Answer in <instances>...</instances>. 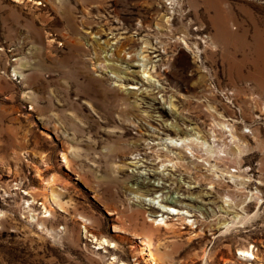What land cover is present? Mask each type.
Returning <instances> with one entry per match:
<instances>
[{"label":"rangeland","instance_id":"374dc122","mask_svg":"<svg viewBox=\"0 0 264 264\" xmlns=\"http://www.w3.org/2000/svg\"><path fill=\"white\" fill-rule=\"evenodd\" d=\"M192 130L225 152L167 147ZM146 238L264 264V0H0V264H149Z\"/></svg>","mask_w":264,"mask_h":264},{"label":"bare ground","instance_id":"6f19581e","mask_svg":"<svg viewBox=\"0 0 264 264\" xmlns=\"http://www.w3.org/2000/svg\"><path fill=\"white\" fill-rule=\"evenodd\" d=\"M15 2H18V0H13ZM37 4H40L39 2H36ZM146 45V44H145ZM142 48H145V46H143ZM262 47L260 45L257 46V54H261L262 52ZM138 56H139V59H140V62L139 65L141 66V70H140V76L141 78L145 81V82H152L153 79H152V76L150 75L151 73V70H153V67L152 65L149 64L147 58L145 55H143V51L140 50V52L138 53ZM154 71V70H153ZM113 77V76H111ZM114 85L115 86H118L120 88H123L124 85L118 81L114 82ZM136 87L135 86H131V88L129 89H135ZM168 107L172 110V111H175L176 108L173 104V100H169L168 101ZM177 114V113H176ZM224 125V124H223ZM223 127V126H222ZM234 135V134H233ZM232 138V142H234V138ZM167 142V147L169 148H172V149H179V150H182V151H185L186 153H188L190 156H192L194 159L196 157V151L194 152V149L193 147L196 145L198 147H201L202 150H203V153H206V157L208 158L209 155H211V153H216V154H220V153H224L225 152V149H224V145H221V150H217V149H220V146L219 147H216V151H215V148L211 145H208V143L203 139L202 135H200L198 132L192 130L191 133L189 134H186L185 136L181 137V138H167L166 140ZM215 145V144H214ZM234 145V148H235V153L237 154V156H239L242 152H243V147L241 144L239 143H235L233 144ZM226 146V145H225ZM227 150V149H226ZM170 152V157L168 159H166L167 161V166L168 167H171L172 169L176 168L179 164L183 163L181 162L182 160V155H180L179 153H175V152H172L171 150L168 151ZM167 152V153H168ZM220 152V153H219ZM203 155V154H201ZM222 156V155H221ZM227 156V155H226ZM225 156V157H226ZM200 157V156H199ZM202 157V156H201ZM206 157L203 158L202 160H204L206 162ZM218 157V156H217ZM65 159V157H63ZM167 158V157H166ZM211 158V157H210ZM209 158V159H210ZM213 158V157H212ZM223 158V157H222ZM197 160V159H196ZM218 160V159H217ZM223 160V159H222ZM225 160V159H224ZM227 160V159H226ZM225 160V161H226ZM208 161V160H207ZM220 161V160H219ZM228 161V160H227ZM161 163V162H160ZM223 164V163H222ZM182 165V164H181ZM164 164L161 165V168L164 169ZM213 167V166H212ZM214 169V168H213ZM222 169V167L220 168ZM223 173V172H222ZM233 175V174H232ZM234 178V177H233ZM136 199H139L140 200V197H137ZM155 200H157V198H150V199H146L145 201H147L148 203H152V204H157L159 206V200L156 201L155 203ZM168 202H172V200H168ZM232 202V200L228 197H226L224 199V204L225 206H229V203ZM231 206V205H230ZM160 207L162 209H166L164 206H161ZM169 208H173L171 209V211L169 212H174V213H177V211L175 210L174 207L172 206H169ZM222 208V207H221ZM180 212V211H179ZM186 213H188L187 211L186 212H182L180 214L182 215H185ZM238 217V219L241 218V216H234L233 219H236ZM185 221L187 220V218L184 219ZM244 220H246L244 218ZM153 222H156V220H152ZM157 224V223H156ZM158 225H160L161 227H166V228H170V227H173L172 224L169 225V223H167L166 221H162V219L160 220V223L158 222ZM194 225V222H191L190 226ZM225 230L226 229H229L230 226H227V224L225 223ZM232 226V225H231ZM193 228V226H192ZM105 242V241H104ZM142 242V245L146 246V249L147 250V255L146 257H148V260L150 261L149 264H156V261H157V257L156 255L152 252V250L150 249L151 248V243H150V240L148 238H146L144 241H141ZM240 255L243 256V257H246V258H254V259H257V256L255 255V253L253 252V249L252 247L250 248H246L245 250L242 249L241 252H240ZM205 256V255H204ZM222 261V264H226L228 262V260L226 258H222L221 259ZM122 264H125V263H122Z\"/></svg>","mask_w":264,"mask_h":264}]
</instances>
